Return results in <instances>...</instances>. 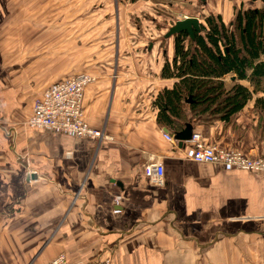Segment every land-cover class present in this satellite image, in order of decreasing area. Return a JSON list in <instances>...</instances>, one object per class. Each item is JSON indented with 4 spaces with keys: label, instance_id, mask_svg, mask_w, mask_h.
Here are the masks:
<instances>
[{
    "label": "crops",
    "instance_id": "1",
    "mask_svg": "<svg viewBox=\"0 0 264 264\" xmlns=\"http://www.w3.org/2000/svg\"><path fill=\"white\" fill-rule=\"evenodd\" d=\"M50 17L0 0V264H46L60 253L66 264H264V172L196 162L188 139L156 122L153 100L173 82L159 77L172 40L161 33L129 55L77 56L69 66V39L53 51V34L68 38V30ZM80 72L94 77L83 119L105 137L28 125L43 91ZM223 81L251 89L233 73ZM262 95L227 123L193 119L191 133L264 158V119L254 107ZM147 164L163 166L161 185L143 174ZM27 171L35 178L25 183Z\"/></svg>",
    "mask_w": 264,
    "mask_h": 264
},
{
    "label": "trees",
    "instance_id": "2",
    "mask_svg": "<svg viewBox=\"0 0 264 264\" xmlns=\"http://www.w3.org/2000/svg\"><path fill=\"white\" fill-rule=\"evenodd\" d=\"M203 19L193 40L185 31L171 37L172 57L165 58L159 72L173 82L153 100L156 122L173 135L191 129L195 118L227 123L259 92L263 95L254 107L264 119V5L239 11L228 24L219 14ZM230 73L251 89L239 83L226 87L223 77Z\"/></svg>",
    "mask_w": 264,
    "mask_h": 264
},
{
    "label": "rangeland",
    "instance_id": "3",
    "mask_svg": "<svg viewBox=\"0 0 264 264\" xmlns=\"http://www.w3.org/2000/svg\"><path fill=\"white\" fill-rule=\"evenodd\" d=\"M262 5L250 0H10V11H50L53 26L68 30V38L65 31L53 34V51H61L57 41L69 39L67 61L72 66L77 56L101 61L129 55L134 49L131 45L160 38L177 19L197 16L204 23L207 14H219L228 24L239 11ZM13 18L17 22L18 13ZM19 23L26 21L21 17ZM74 39L79 40L77 47L71 46ZM53 56L54 61L59 59Z\"/></svg>",
    "mask_w": 264,
    "mask_h": 264
},
{
    "label": "built area",
    "instance_id": "4",
    "mask_svg": "<svg viewBox=\"0 0 264 264\" xmlns=\"http://www.w3.org/2000/svg\"><path fill=\"white\" fill-rule=\"evenodd\" d=\"M93 81V76L80 72L50 85L34 101L32 114L27 120V124L68 133L75 137L102 139L105 137L104 133L90 127L83 119L84 88ZM162 134L166 140H173L171 134L167 132ZM188 142L192 146L191 159L196 162L218 163L238 169L264 172V158H253L236 149L206 144L197 132L191 133ZM143 174L156 185H161L163 182V166L161 164L144 165ZM46 264H66L65 255L60 253ZM101 264H109V262Z\"/></svg>",
    "mask_w": 264,
    "mask_h": 264
},
{
    "label": "water",
    "instance_id": "5",
    "mask_svg": "<svg viewBox=\"0 0 264 264\" xmlns=\"http://www.w3.org/2000/svg\"><path fill=\"white\" fill-rule=\"evenodd\" d=\"M202 2H205V0H200ZM251 2H261L264 3V0H250ZM201 24L202 22L197 16H187L182 19H177L174 21V23L167 28V31L163 35L164 39L174 37L176 34H178L181 31H185L188 34V37L190 39H194V33L200 32L201 30ZM191 131L190 129H185L181 131L179 134L176 135L177 139L179 141H184L190 138ZM35 175L34 173H29V171L26 172L24 182H29L31 179H34Z\"/></svg>",
    "mask_w": 264,
    "mask_h": 264
},
{
    "label": "bare ground",
    "instance_id": "6",
    "mask_svg": "<svg viewBox=\"0 0 264 264\" xmlns=\"http://www.w3.org/2000/svg\"><path fill=\"white\" fill-rule=\"evenodd\" d=\"M206 1V0H205Z\"/></svg>",
    "mask_w": 264,
    "mask_h": 264
},
{
    "label": "flooded vegetation",
    "instance_id": "7",
    "mask_svg": "<svg viewBox=\"0 0 264 264\" xmlns=\"http://www.w3.org/2000/svg\"><path fill=\"white\" fill-rule=\"evenodd\" d=\"M201 21V20H200Z\"/></svg>",
    "mask_w": 264,
    "mask_h": 264
}]
</instances>
